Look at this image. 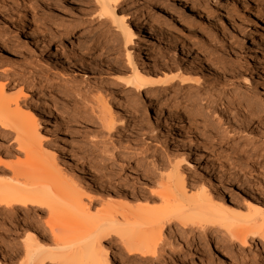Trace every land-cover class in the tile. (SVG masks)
Returning a JSON list of instances; mask_svg holds the SVG:
<instances>
[{
    "label": "rangeland",
    "instance_id": "374dc122",
    "mask_svg": "<svg viewBox=\"0 0 264 264\" xmlns=\"http://www.w3.org/2000/svg\"><path fill=\"white\" fill-rule=\"evenodd\" d=\"M158 1L135 0L132 7L125 9L127 22L136 32L134 44L124 47L118 36L121 50L119 55H112L102 47L113 44L116 33L113 27L105 33L98 23L90 26L91 22H97L99 14L96 0H0V82L7 81L5 89L9 93L21 89L28 90L31 96L40 86L64 87L65 93L55 91L47 95L51 113L41 112L43 118L38 120L43 123V128L38 129L43 148L53 151L61 169L75 161L79 164L76 151L96 142L106 146V149L100 148L106 152L97 150L88 159L97 158L98 163L103 160L100 165L115 172V178L123 186L121 190H147L150 184L142 176L163 175L173 163H179L186 183L192 180L199 184L198 179H192L197 178L198 167L179 158L180 151H186L212 168L215 174L212 193L227 206L231 205L230 201L244 205L251 200L264 212V160L253 165L249 161L251 156L264 150L263 0H210L185 15L178 13L184 9L180 5L171 16L163 14L164 6L158 5ZM151 7L152 23L167 29L184 49L180 48L182 45L174 48L168 44L157 30L143 34L136 31L135 20ZM249 13L254 14L256 22L250 21ZM24 22L34 31L35 43L25 40ZM44 45L61 47L62 56L67 58L52 59L49 51L39 48ZM144 50L152 55L161 52L191 78L200 77L205 85L219 76L217 84L221 86L236 89L246 87V82L253 92L233 95L215 91L206 99L209 105L202 102L197 108L174 107V98L169 97L172 91L161 94L152 104L145 94L133 96L136 102L129 103L128 90L122 82L132 74L126 53L131 54L134 65L154 67L155 62L147 59ZM204 57H210L209 64L203 62ZM107 66H110L108 72ZM183 99L180 98L181 102ZM102 103L107 104L116 120L123 118V126L110 132L102 127L98 112ZM186 103L189 105L191 101ZM130 104L136 105V111L125 108ZM118 105L122 110H118ZM246 106L249 111L244 109ZM70 111H75L78 118L70 116ZM175 121L179 122L178 126ZM13 136V132L0 135V160L8 164L23 157ZM238 139L242 142L237 143ZM83 166L86 171V164ZM2 169L0 166V181L8 180L9 173L4 169L6 174H2ZM243 209L240 214L245 213L244 206ZM45 213L41 208L38 216L45 219ZM22 214L25 215L23 211ZM2 217L5 214L0 213V232L5 234L0 239V260L2 256L8 259L4 250L14 248V243L21 249L23 239L30 235L22 225L4 222ZM193 237L192 245L187 242L173 254L166 249L165 257H170L172 264H264V245L258 237L245 249L239 243L234 244L231 253L227 247L220 248L222 240L212 241L209 234L195 231ZM109 247L111 254L118 249L116 243Z\"/></svg>",
    "mask_w": 264,
    "mask_h": 264
},
{
    "label": "bare ground",
    "instance_id": "6f19581e",
    "mask_svg": "<svg viewBox=\"0 0 264 264\" xmlns=\"http://www.w3.org/2000/svg\"><path fill=\"white\" fill-rule=\"evenodd\" d=\"M134 1L96 0V12L99 14L97 22H91L90 26L98 23L100 30L105 33L113 27L117 33L114 34L113 44L102 47L112 55H119L121 50L118 36L124 47L134 44L136 32L131 23L127 22L129 17L125 11ZM206 1L210 0H159L158 5L164 6L163 14L169 16L179 9L178 6L183 5L184 9L178 10V13L185 15L199 9ZM151 10L152 7L148 13H141V17L135 20L136 31L143 34L144 31L153 33L157 30L160 38L168 44L174 45V48L182 45L180 48L184 49L183 44L180 45L176 40L178 38H172L167 29L152 23L154 16L151 15ZM253 16L254 14L249 13L248 18L256 22ZM27 23L24 22L22 30L24 38L26 41H34L35 33L27 27ZM42 47L39 48L49 51L52 59H63L61 47ZM143 52L147 59H153L154 67L136 66L132 62L131 54L126 53L132 66V74L127 79H122V82L128 90L126 97L129 103H134L133 96L145 94L148 103L152 104L161 94L172 91L169 97L174 98V107L197 108L202 106V102L209 105L210 102L206 99L215 91L233 95L241 92L249 95L253 92L246 82V87L236 89L221 86L217 84L219 76L205 85L200 77L191 78L187 71L161 55V52L155 55L149 54L148 50ZM209 58L204 57L203 62L209 64ZM109 67L105 69L106 72L110 70ZM262 72L264 74V68ZM6 82H0V135L13 132L16 148L23 157H17L15 162L9 164L0 160V166L7 170L6 172L2 169L1 173L10 175L8 180L0 181V213L5 214L2 221L20 224L30 235L27 234L23 239L21 249L15 247L14 243V248L4 250L8 259L2 256L0 264H172L170 257H165L166 249L173 254L176 248L187 242L192 245L195 231L201 235L209 234L212 241L222 240L220 248L223 250L227 247L229 253L234 244L239 243L241 249H245L256 237L264 245V212L260 211L256 202L249 200L243 205L230 201L231 205L227 206L219 196L212 193V180L215 178L212 168L189 152L180 151L179 158L184 162L191 161L190 163L198 167L197 178L192 179H198L199 184L192 180L186 183L185 173L180 171L179 163H173L168 169L169 172L163 175L158 174L154 178L146 174L142 176L150 184L147 190H121L123 186L115 178V172L100 165L103 160L98 163L95 160L97 158L88 159L97 150L103 154L106 152L100 150L106 149V146L96 142H92L89 148L76 151L80 156L79 164L75 161L76 165L68 163L67 168L61 169L53 151L43 148L38 131L43 128V123L38 120L43 118L41 112H50L47 95L55 91L65 93L64 87L40 86L31 96L28 90L24 92L21 89L16 93H9L5 89ZM62 84L66 85L64 82ZM176 84L178 87L175 88ZM202 95L205 97H201ZM181 97H184L182 102ZM189 101L191 103L188 105L186 102ZM128 105L125 107L127 110L136 111V105ZM117 108L122 110L121 105ZM244 109L249 111V106ZM98 110L101 125L108 132L117 126H123V118L116 120L107 104L102 103ZM69 113L74 119L78 118L75 111ZM175 122L178 126L179 122ZM239 142L242 139H238L237 143ZM263 160L264 150L251 156L249 161L253 165ZM83 164H86V171ZM151 186L155 188L152 189ZM243 206L245 213L240 214ZM41 208L46 211L45 219L38 216ZM21 211L25 215H21ZM4 236L0 232L1 240ZM111 243L118 245V249H114L118 254L108 251ZM13 259L20 261L13 263Z\"/></svg>",
    "mask_w": 264,
    "mask_h": 264
}]
</instances>
